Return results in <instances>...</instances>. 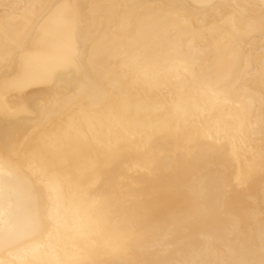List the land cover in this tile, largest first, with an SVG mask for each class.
I'll list each match as a JSON object with an SVG mask.
<instances>
[{"label":"bare ground","instance_id":"obj_1","mask_svg":"<svg viewBox=\"0 0 264 264\" xmlns=\"http://www.w3.org/2000/svg\"><path fill=\"white\" fill-rule=\"evenodd\" d=\"M0 264H264V0H0Z\"/></svg>","mask_w":264,"mask_h":264}]
</instances>
